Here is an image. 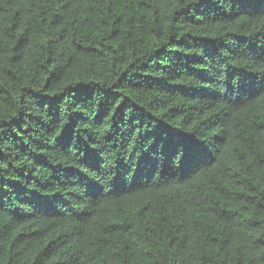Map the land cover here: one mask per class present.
Wrapping results in <instances>:
<instances>
[{
  "label": "trees",
  "instance_id": "trees-1",
  "mask_svg": "<svg viewBox=\"0 0 264 264\" xmlns=\"http://www.w3.org/2000/svg\"><path fill=\"white\" fill-rule=\"evenodd\" d=\"M0 264H264V0H0Z\"/></svg>",
  "mask_w": 264,
  "mask_h": 264
}]
</instances>
